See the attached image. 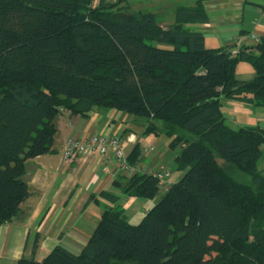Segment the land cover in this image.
Listing matches in <instances>:
<instances>
[{"label":"trees","instance_id":"16d2710c","mask_svg":"<svg viewBox=\"0 0 264 264\" xmlns=\"http://www.w3.org/2000/svg\"><path fill=\"white\" fill-rule=\"evenodd\" d=\"M125 1L0 0V225L22 214L25 163L55 151L65 110L144 120L178 149L168 170L182 175L161 191L154 170L134 171L114 183L155 199L138 223L105 208L78 253L56 245L16 264H264V127H230L221 110L223 99L264 107V35L233 55L187 27L208 20L205 0L177 7L167 26ZM239 62L250 79L237 78ZM138 155L136 146L126 163Z\"/></svg>","mask_w":264,"mask_h":264},{"label":"crops","instance_id":"0c3cea01","mask_svg":"<svg viewBox=\"0 0 264 264\" xmlns=\"http://www.w3.org/2000/svg\"><path fill=\"white\" fill-rule=\"evenodd\" d=\"M196 1L126 0L124 3L131 10L153 12L159 24L167 26L174 22L177 7H192ZM203 4L208 20L189 23L187 27L203 33L207 48L229 46L234 52L240 48L238 40H243V45L253 44L249 38L252 34L258 39L264 35V0H205ZM246 104L252 105L248 110L256 114L255 122L264 127V110H260L264 108ZM137 119L119 110L97 107L87 116L71 115L66 110L59 114L55 151L25 163L23 177L31 194L22 204V214L17 221L0 225V264H16L22 257L40 260L56 245L78 253L105 208L119 206L127 218L130 214L135 217L145 214L155 199L121 193L114 182L130 174L114 160L111 151L102 156L97 153L83 155L71 162L64 161L61 156L62 144L68 136L104 133L120 139L126 156L137 146L139 155L131 166L134 171L170 169L168 158L172 155L174 160L178 151L174 153L170 149L164 134L146 132V123ZM137 121L140 124L134 127L131 122ZM181 175L174 171L169 181L173 183ZM108 194L118 195L116 204L112 205Z\"/></svg>","mask_w":264,"mask_h":264},{"label":"built area","instance_id":"2783aa9c","mask_svg":"<svg viewBox=\"0 0 264 264\" xmlns=\"http://www.w3.org/2000/svg\"><path fill=\"white\" fill-rule=\"evenodd\" d=\"M253 40V43H257L259 39L253 34L249 37ZM238 43L242 45L243 40H238ZM237 51L232 54L235 55ZM62 111V109H60ZM111 151L114 160L123 167L129 174H132L134 170L126 163V156L121 146V141L117 137L107 136L104 133H93L84 137L68 136L65 138L61 156L64 161L71 162L83 155L97 153L99 156ZM150 171V170H149ZM158 179V186L161 191H165L170 185V177L173 172L160 167L154 170L153 174Z\"/></svg>","mask_w":264,"mask_h":264},{"label":"rangeland","instance_id":"374dc122","mask_svg":"<svg viewBox=\"0 0 264 264\" xmlns=\"http://www.w3.org/2000/svg\"><path fill=\"white\" fill-rule=\"evenodd\" d=\"M113 1H115V0H113ZM163 46H165V45H163ZM248 71L250 74L248 73ZM253 73H254L253 69L248 63H246V62H239L238 63V65L236 67L237 78L248 80L253 76L252 75ZM231 102L232 101L230 99H223L222 103H221V110H222L223 115L226 118L225 121H226L227 125H229L230 127H233V128H237V127H239V125H248L249 126V125H256L257 124V122H255V120H254V118L256 117V114L252 110H250V111L248 110V109L252 108L251 107L252 105H248L246 103H240V102H237V103H231ZM245 106H250V107H245ZM93 108H95V107H93ZM261 108H264V107H261ZM260 110H264V109H260ZM130 116H132V115H130ZM137 120H142V119L139 118ZM142 121L144 124L146 123L144 120H142ZM155 122L158 124V126L162 125V122L160 120H156ZM131 124L135 125L134 127H138V125L140 123H138V121H137L135 123L131 122ZM135 131H137V130H135ZM163 136H165V135H163ZM165 138H166V140L168 139L166 136H165ZM170 149L173 150L174 153L178 151L177 148H171L170 147ZM168 164L170 165V167L173 170H175L174 169L175 163H174V160L172 159V155H170V158H168ZM258 166H259L260 170L264 169V152H262V154L259 158ZM262 173H264V170H262ZM177 175H179V173ZM242 179L245 182L249 181V178L246 175H243ZM160 194H161V192L159 190L157 193V196H159ZM127 213H129V212L127 211ZM142 217L143 216L135 217V216L130 214L128 216V220L130 223L136 224L142 219Z\"/></svg>","mask_w":264,"mask_h":264}]
</instances>
